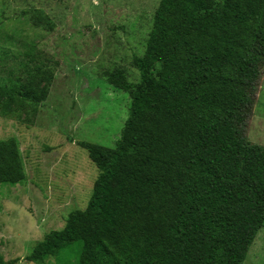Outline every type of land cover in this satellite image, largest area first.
Here are the masks:
<instances>
[{
  "label": "trees",
  "instance_id": "trees-1",
  "mask_svg": "<svg viewBox=\"0 0 264 264\" xmlns=\"http://www.w3.org/2000/svg\"><path fill=\"white\" fill-rule=\"evenodd\" d=\"M115 147L78 142L100 171L25 259L44 264H244L264 228V146L248 129L264 70V0H161ZM0 80V109L37 113L54 79L24 64ZM46 84L41 87V84ZM27 179L19 142L0 140V186ZM0 264H16L15 261Z\"/></svg>",
  "mask_w": 264,
  "mask_h": 264
},
{
  "label": "rangeland",
  "instance_id": "rangeland-1",
  "mask_svg": "<svg viewBox=\"0 0 264 264\" xmlns=\"http://www.w3.org/2000/svg\"><path fill=\"white\" fill-rule=\"evenodd\" d=\"M161 0H0V80L25 67L54 71L37 113L0 109V140L20 145L27 179L0 186V258L16 264L69 215L85 210L100 171L78 142L115 147L129 118V92L108 83L121 71L135 85ZM46 82L41 84L43 87ZM264 146V70L248 129ZM44 264H58L49 258ZM244 264H264V228Z\"/></svg>",
  "mask_w": 264,
  "mask_h": 264
}]
</instances>
